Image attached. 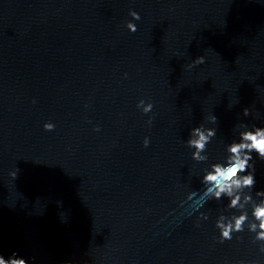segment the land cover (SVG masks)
Listing matches in <instances>:
<instances>
[{"label": "clouds", "instance_id": "obj_1", "mask_svg": "<svg viewBox=\"0 0 264 264\" xmlns=\"http://www.w3.org/2000/svg\"><path fill=\"white\" fill-rule=\"evenodd\" d=\"M129 15L133 20H139L140 16L137 12L132 11ZM126 27L130 32L135 33L137 31L136 25L133 22H128ZM204 63V57H198L193 64ZM144 101H139V104H143ZM153 105L149 103L144 109L145 112H150ZM249 110L246 108L243 111L244 116H248ZM213 122L217 121V117L213 115L211 117ZM151 123V120H149ZM55 125L52 123H45L44 128L47 131H52ZM99 131V129H96ZM216 136V129H205L203 125L193 128L189 134L187 141L188 146L194 148L192 152V159L195 161H203L207 159L206 156L202 157L200 153L207 151L206 145H208L212 139ZM195 137V138H192ZM149 140L145 138L144 146L148 147ZM226 153L222 162H215L210 165V170L204 174L201 179V183L205 185V191L208 193H214L215 199L220 200L222 196L227 197L230 203L228 207L236 209L239 214H233L231 217L220 215L216 220V228L219 230L220 242L223 243L226 240H231L233 233H239L244 231V226L249 219V212L244 209L243 202L250 203L254 200L251 190L255 188V164L250 163L254 160L253 153L261 160L264 161V127L253 126L249 129L244 125V130L239 133V141H233L226 147ZM11 175L15 178L16 173ZM248 191H245V190ZM255 196L258 199L255 207L251 209V217L253 222L248 229L255 233V241L264 242V190L255 192ZM202 219H208L207 215L201 213ZM264 252V247L260 249ZM0 264H28V261L19 257L15 252L5 259L3 255H0Z\"/></svg>", "mask_w": 264, "mask_h": 264}]
</instances>
